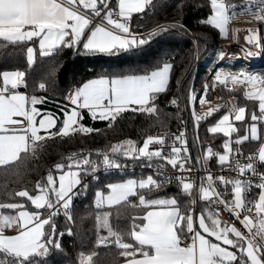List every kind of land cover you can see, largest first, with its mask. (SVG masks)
I'll return each instance as SVG.
<instances>
[{"label": "snow or ice", "instance_id": "6c2138e0", "mask_svg": "<svg viewBox=\"0 0 264 264\" xmlns=\"http://www.w3.org/2000/svg\"><path fill=\"white\" fill-rule=\"evenodd\" d=\"M149 3L150 0H117L116 3L111 0H0V42L26 44L29 67L35 61L37 48L28 42L38 44L41 56H49L62 47L80 48L86 53L116 54L142 47L154 36L167 30L168 26H160L146 36L130 31L131 15L144 11ZM210 7L211 14L204 23L227 36L229 21L237 14L235 11L229 14V9H233L234 5L224 0H210ZM247 11L254 14L256 20L264 21V0H257L255 13H252L251 7ZM246 31V42L254 48L260 47L256 30ZM243 51L248 56L257 54L250 49ZM218 55L223 59L226 54L220 51ZM171 68L172 65L165 62L162 67L144 74L102 75L83 82L69 93L67 98L74 107L63 110V119L55 131L52 129L58 118L36 107L44 98L29 96L18 90L21 86L27 87L26 71L0 70V165L21 159L22 153L34 154L37 142L46 137L69 136L76 131H96L78 123L82 118V109H86L93 119L108 120L109 126L119 113L131 105L139 106L135 111L156 112L155 105L150 104V101L154 100L156 94L166 90ZM214 82L225 87L229 83L233 87L243 86L244 96L258 102V112H250V123L245 134L235 140L237 145L249 140L257 141L258 148L246 158L245 163L236 158L235 170L238 175L250 173L258 177L255 187L259 192L258 199L246 196L254 184L250 177H213L209 173L206 182L202 179L199 183V199L222 204L249 235H245L234 223L223 220L218 209L216 212L207 208L199 210L194 218V213H197V202L191 199L194 184L184 176L175 177L183 193L190 197L189 206L183 210L176 197L146 198L140 192L158 189L162 183L170 182L168 178L158 181L148 175L146 178L110 182L106 185L107 192H95L97 209L126 202L132 207H143L146 210L141 216L133 218L127 232L112 227L109 211L96 214V244L117 246L121 250L119 254L125 257L124 264H264V171L257 168V161L264 166V74L225 71L220 68L214 74ZM38 87L46 89L44 83H39ZM207 90L206 84L205 94ZM190 99L195 102L198 97L192 94ZM172 103L176 104V100L173 99ZM205 103L201 96L199 104ZM213 111L215 109L209 107L206 115H211ZM245 113V107L232 105L227 114L208 128L210 133H223L229 139L223 143V154L213 153L212 148L208 147L205 160L216 155L222 166L229 161V154L234 151L231 136L237 131L230 117L235 121H245ZM192 117L197 124L204 118L194 109ZM153 143L160 147L150 150L149 146ZM165 143L163 135H148L140 147L133 140H124L111 145L107 150L98 151L99 162L89 159L90 153L84 156L73 153L66 158L67 165L56 163L55 174L50 170L43 182L35 183V194H30L28 190L15 193L18 197H26L35 210L25 209L23 203H0V255L5 257V260H0V264H31L32 257L47 256L50 247L62 250L55 238V224L52 220L61 208L68 220L72 219L70 206L73 197L79 194L74 189L81 185L82 172L95 173L100 167L106 172L120 169L123 165L118 162L119 156L144 157L149 161L156 158L167 161L180 171H191L185 167L190 159L185 132L174 135L168 154H164ZM235 152L242 155L239 148ZM217 181L225 186L231 185V199H224V193L217 191ZM132 196L138 197V203L129 199ZM253 206L255 221L244 214L251 213ZM40 209L51 211L44 217ZM5 210H14L15 214ZM46 225L50 229L47 232ZM101 228L106 230L107 235L99 234ZM9 230L15 234H6ZM68 234H71V229ZM125 235L135 243L126 242ZM95 255L94 251L87 254L81 252L79 264H93Z\"/></svg>", "mask_w": 264, "mask_h": 264}, {"label": "trees", "instance_id": "16d2710c", "mask_svg": "<svg viewBox=\"0 0 264 264\" xmlns=\"http://www.w3.org/2000/svg\"><path fill=\"white\" fill-rule=\"evenodd\" d=\"M111 2L116 3L117 0H111ZM224 2L234 5L233 9H229L230 15L233 11L239 13L246 7H252L253 13L256 12L257 0H224ZM210 14V0H151L144 12L132 17V30L136 33L149 34L160 26L168 27L166 31L154 36L142 47L112 55L86 53L80 48L76 53L77 48L62 47L49 56H41L38 44L28 42L37 48L35 61L31 67L27 64L26 44L13 45L0 42V70L26 71L27 87L22 86V89L44 98L40 103L41 110L57 114V125L52 131L60 126V120L63 119V110H66L63 104L65 93L74 90L83 82L102 75L144 74L162 67L165 62L172 65L167 89L165 92L156 94L154 100L150 101V104L155 105L156 112L135 111L133 107L126 109L116 116L111 126L108 120L97 119L94 122L96 131L90 134L76 131L69 136L46 137L43 141L37 142L34 154L22 153L21 159L1 165L0 203H23L25 209L35 210L26 197H18L15 193L28 190L30 194H35V183L43 182L50 170L55 174L56 163L62 162L67 165L66 158L71 154L84 156L90 153L89 159H96L99 162L97 152L107 150L113 144L130 139L140 147L148 135L164 131H180L183 125V119L180 116L183 105L188 102L191 90L194 93L203 91L209 73L215 65L214 62L208 61L210 53L230 37V31L227 36H223L218 29L204 23ZM233 22L230 20L229 26ZM254 22L261 25L264 36V21L255 19ZM172 25L176 26L172 27ZM220 49H223L222 46ZM249 71L264 74V63L258 67H251ZM39 83H44L46 89H39ZM0 86H2V79H0ZM223 96H233L232 105L246 108L245 121L235 123L237 131L231 136L233 141L231 147L234 150L237 148L235 140L244 135L248 128L250 112L253 110L258 112V102L244 99L241 91L236 93L224 91ZM171 97L176 100V104L170 106L167 102ZM226 113V111L220 112L204 123L200 129L199 136L204 151L211 147L218 153H224L223 143L229 137H225L223 133H210L208 126ZM92 120L87 112H82L80 120L82 125L91 127ZM192 130L190 127L191 133H193ZM193 146L195 147L194 143ZM242 146L246 152H252L258 148V142L249 140L243 142ZM216 160L218 161V157ZM120 161L130 164L139 159L119 156L118 162ZM260 170L264 171V166H261ZM99 176L98 183H81L74 190L79 194L73 197L70 206L71 220H66L60 213L53 217L55 238L62 250L50 247L47 256L36 255L31 258V264H79L81 252L87 254L93 251L96 253L93 264H121L125 261V257L119 254L121 250L114 244H96V214L109 211L111 213L109 222L112 227L127 232L130 230L133 218L141 216L146 210L133 208L126 202L97 209L94 204L95 192L97 190L107 192L108 183L117 182L127 176L138 178L145 176L116 174ZM84 185L87 187H83ZM151 196L176 197L181 202L182 210L189 206L190 197L185 195L179 186L165 187ZM133 198L134 196L129 199ZM205 208L209 209L208 203L200 200L198 193L197 213ZM5 211L15 212L14 210ZM39 211L42 215H46L50 210L40 209ZM69 229H71L70 235ZM49 230V226L46 225L45 231ZM99 234L107 235V232L101 228ZM124 239L126 242L135 243L127 235ZM0 260H5V257L0 255Z\"/></svg>", "mask_w": 264, "mask_h": 264}, {"label": "built area", "instance_id": "2783aa9c", "mask_svg": "<svg viewBox=\"0 0 264 264\" xmlns=\"http://www.w3.org/2000/svg\"><path fill=\"white\" fill-rule=\"evenodd\" d=\"M129 28L131 32L136 33L132 30L131 21H129ZM248 29L256 30L255 34L257 35V37L261 42L260 47L254 48L253 45L248 44L246 42L244 37L248 35V32L246 31ZM136 34L145 36V33L142 34L136 33ZM221 46L223 48L222 50L219 49ZM243 49H250L256 52L257 54L251 56L245 55ZM220 51H224L226 54L223 59L219 58L218 54ZM208 61L214 62L215 65L209 73L208 80L204 84L203 91L200 93H194L191 90L190 96L192 94H195L198 97L197 101L195 102L191 101L189 96L188 102L183 105V108L180 112V116L183 119V125L181 130L176 132L164 131L153 135V136L163 135L165 137L166 143L164 146V154H168L170 151V146L172 144L174 135L179 134V132L181 131H184L188 141V148H189L188 155L190 156V159L186 163L185 167L190 168L191 171H180L178 168H173L165 160L153 158L152 161H149L146 158H142L143 160H145L143 161L144 164H142V166H139L138 163H136L135 161L130 164L121 163L120 161L119 163L123 165V167L120 169H112L106 172L103 167H100L95 173L91 171L87 173L83 172L81 174V183L83 184L86 182L98 183L100 177L99 175H103V174L141 175V176H145L144 178H146L148 175H152L153 178L158 181H165V179L168 178L170 182L162 183L158 189L153 188L150 192L148 190H140L141 194H144L146 198H159V197H152L151 195L154 192H158L164 189L165 187L179 186L175 177L184 176L193 182L194 187L192 189L191 194H192V199H195L197 202L198 193H199L198 192L199 183L202 179L205 180L206 182L207 175L211 173L213 177H217L219 175L229 176L232 178H240V179H248L250 177L254 181V184L251 191L247 193L246 196L250 199L251 198L258 199L257 193L259 189L255 187V182H258V177L251 176L250 173H245L244 175H238V172L235 170V159L239 158L241 163H245L247 162L246 158L252 152H255L257 148L252 152H246L240 146H238L237 148L240 149V153H242V155L237 154L234 149L233 153H230L229 155V161H227L225 165L222 166L219 163V161L216 160L218 157L216 155H213L207 160L204 159L207 151L203 150L199 132L204 123H206L208 120L218 115L222 111L228 112L229 109L232 107V101L234 97L223 96L224 91L229 93H236L241 91L243 98L249 100L243 94V86L237 85L233 87L231 83H229L228 86L225 87L219 82H214V74L220 68H223L225 71L251 72L249 71L251 67H258L264 63V36L261 25L253 22L232 24L230 27V37L226 41H224L221 45H218V47L215 50L213 49V51L210 53ZM206 84L208 85V90L205 94L204 89ZM70 92L71 91H67V93H65L66 97L64 98L63 101L67 106L74 107L73 105H71L70 101L67 98ZM201 96H203V98L206 101L204 105L199 104V98ZM170 100H172V98H170L169 101ZM217 105H219L218 108ZM209 107H212L213 109H215V111H213L211 115H206ZM193 109L196 111L197 114L204 117L199 121L198 124L192 117ZM190 122H191V126H190ZM190 127L193 129L192 130L193 133L189 131ZM92 128L94 129V125H92ZM86 134H90V133H86ZM193 143L195 147L193 146ZM149 147L150 150H155L159 148L160 145L153 143ZM213 153H218V151L213 150ZM257 168L259 171H261L260 170L261 165L258 161H257ZM215 187L217 191L224 193V199H231L232 197L231 185L225 186L217 181ZM213 199H215V197ZM131 201L133 203H138V197L134 196V198L131 199ZM207 203L211 211L216 212L218 209L219 216L223 220L228 221L230 223H234L238 228L241 229V231L245 233V235H249L247 230L242 227L239 221H236L235 218L230 215V213L224 208L222 204L218 205L216 203H209L208 201ZM196 206L197 203L195 205V208ZM133 208L142 209L143 207H133ZM58 213H60L66 220H68L62 208L59 210ZM244 214L251 216L254 219V221L256 220V212L254 206H253V211L251 213H244ZM46 215H48V213ZM195 215L196 214L194 213V216Z\"/></svg>", "mask_w": 264, "mask_h": 264}, {"label": "rangeland", "instance_id": "374dc122", "mask_svg": "<svg viewBox=\"0 0 264 264\" xmlns=\"http://www.w3.org/2000/svg\"><path fill=\"white\" fill-rule=\"evenodd\" d=\"M150 2H151V0H150ZM147 7H148V5L145 7V9H144V11L147 9ZM249 7H246V8H243L239 13H237V11H235L237 14L236 15H234V16H232V18L230 19L231 21L233 20L234 22L232 23V24H235V23H248V22H253V23H256V22H254L255 21V15L254 14H250L248 11H247V9H248ZM251 9H252V7H251ZM117 11H118V9H117ZM144 11H142V12H144ZM247 11V12H246ZM142 12H137V13H133L132 15H131V17H130V20L129 21H132V17L134 16V15H138V14H141ZM252 13H253V10H252ZM146 35H148V33L146 32L145 33V36ZM221 45V44H220ZM220 49V48H219ZM170 71H171V69H170ZM169 80H170V73H169ZM168 83H169V81H168ZM167 86H168V84H167ZM167 86H166V89H167ZM165 92V91H164ZM162 93V92H161ZM172 98V97H171ZM172 101H173V98H172V100H168V104L171 106V105H174L173 103H172ZM133 107V109L135 108H139V106L138 105H131V106H129L127 109H130V108H132ZM228 113V112H227ZM226 113V114H227ZM246 114V113H245ZM221 118V117H220ZM219 118V119H220ZM245 118H246V115H245ZM218 119V120H219ZM218 120H216L213 124H210L209 126H208V128L209 127H211V126H213L216 122H218ZM230 122L231 123H233L234 124V126L236 127V125H235V123L236 122H241V121H235L234 120V118H232V117H230ZM258 127H259V125H258ZM143 145V144H142ZM142 158H144V157H139V158H137V159H140L139 161H135L136 163H138V165L139 166H142V164H144V162L143 161H145V160H143ZM82 174V173H81ZM129 178H136V179H139L138 177H134V176H127L125 179H122V180H126V179H129ZM122 180H119V181H117V182H120V181H122ZM54 198V197H53ZM160 198V197H159ZM163 198H165V197H163ZM95 204V203H94ZM113 206H115V205H113ZM105 207H108L107 205L105 206ZM112 207V206H111ZM195 226V225H194Z\"/></svg>", "mask_w": 264, "mask_h": 264}, {"label": "crops", "instance_id": "0c3cea01", "mask_svg": "<svg viewBox=\"0 0 264 264\" xmlns=\"http://www.w3.org/2000/svg\"><path fill=\"white\" fill-rule=\"evenodd\" d=\"M232 25V24H231ZM231 25L229 26V24H228V30L230 31V27H231ZM229 33V32H228ZM224 36V35H223ZM20 92H22V93H26L27 95H29V96H31V95H34V94H31V93H28V92H26L25 90H23L22 89V86L18 89ZM249 101H254V100H249ZM63 104H64V108L66 109V110H70L72 107H70V106H67L64 102H63ZM36 107H38L39 109H41L40 108V103L38 104V105H36ZM81 112H83V111H85V112H87L88 113V111L86 110V109H82V110H80ZM42 112H49V113H52V114H54V116L55 117H57V114L56 113H53V112H50V111H47V110H42ZM89 114V113H88ZM90 115V114H89ZM91 117V116H90ZM92 118V117H91ZM82 119V118H81ZM80 119V120H81ZM93 119V118H92ZM79 120V124H81V121ZM97 119H93L92 120V125H94V122L96 121ZM57 125V124H56ZM92 125H91V127L90 128H92ZM56 127V126H55ZM55 129V128H54ZM54 129H52V130H54ZM93 129V128H92ZM43 133V131L41 132V134ZM92 133V132H91ZM236 146L238 147V146H240L242 149H243V146H242V144H240V145H237L236 144ZM244 150V149H243ZM13 162V161H12ZM9 163H11V162H9ZM8 163V164H9ZM1 166V165H0ZM78 186H80V185H77V187H76V189L78 188ZM76 189H74V190H76ZM259 192V191H258ZM55 198H53V200H54ZM12 214H15V212H13ZM198 214V213H197ZM42 216H44V217H46L47 215H42ZM194 218H195V216H194ZM46 227V226H45ZM6 234H15L12 230H9ZM121 264H124V262L123 263H121Z\"/></svg>", "mask_w": 264, "mask_h": 264}, {"label": "water", "instance_id": "95a60500", "mask_svg": "<svg viewBox=\"0 0 264 264\" xmlns=\"http://www.w3.org/2000/svg\"><path fill=\"white\" fill-rule=\"evenodd\" d=\"M77 51H78V48L76 49V51H75V52L77 53Z\"/></svg>", "mask_w": 264, "mask_h": 264}]
</instances>
